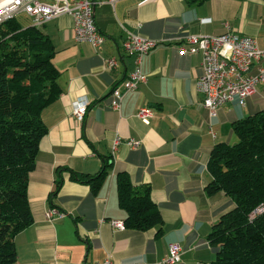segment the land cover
Returning a JSON list of instances; mask_svg holds the SVG:
<instances>
[{
  "label": "crops",
  "instance_id": "crops-1",
  "mask_svg": "<svg viewBox=\"0 0 264 264\" xmlns=\"http://www.w3.org/2000/svg\"><path fill=\"white\" fill-rule=\"evenodd\" d=\"M94 20L105 35L98 46L76 40L71 13L41 26L55 44L64 91L42 112L49 130L29 177L33 222L15 236L17 259L11 264H160L171 242L183 247L178 264H212L217 249L208 235L235 202L224 191L207 192L210 152L217 142L238 140L235 120L264 108V82L245 105L230 101L210 116L198 88L202 54L181 53L179 44L185 33L218 34L229 22L263 45L264 0H97ZM125 28L158 43L142 56L146 80L125 93L118 110L110 104L112 88L137 64V55L124 49ZM112 56L117 64L109 67L106 58ZM80 96L90 100L83 120L72 112ZM143 105L153 110L148 123L137 115ZM131 138L140 143L128 144ZM103 156L113 165L96 193L68 169L58 170L94 173ZM120 171L136 185L150 184L165 222L162 234L157 227L112 223L126 217L118 200ZM59 174L63 182L56 190ZM50 208L64 214L47 218Z\"/></svg>",
  "mask_w": 264,
  "mask_h": 264
},
{
  "label": "trees",
  "instance_id": "trees-1",
  "mask_svg": "<svg viewBox=\"0 0 264 264\" xmlns=\"http://www.w3.org/2000/svg\"><path fill=\"white\" fill-rule=\"evenodd\" d=\"M25 17L30 18L22 13L0 23V264L17 259L15 236L33 222L29 177L36 167L40 141L49 130L42 112L64 91L53 40L30 20L25 23ZM232 126L238 140L217 142L208 160L213 178L207 192L224 191L235 202L208 235L217 249L212 264H264V211L251 216L264 205V108L235 120ZM112 165L111 157L103 156L101 168L94 173L70 167L58 170L68 169L71 178L89 183L96 193ZM62 182L59 174L56 190ZM117 188L126 227L165 231L150 184L136 185L129 173L120 171Z\"/></svg>",
  "mask_w": 264,
  "mask_h": 264
},
{
  "label": "built area",
  "instance_id": "built-area-1",
  "mask_svg": "<svg viewBox=\"0 0 264 264\" xmlns=\"http://www.w3.org/2000/svg\"><path fill=\"white\" fill-rule=\"evenodd\" d=\"M114 1V0H111ZM97 0H54L47 3L42 0H0V23L18 14L26 13L32 24L41 27L46 21L62 13L74 16L75 38L77 41H90L95 46L105 40L94 20V7ZM226 30L222 33H185L183 43L179 44L181 53L202 54V74L198 79V88L203 95V104L210 116H215L220 107L230 101L240 105L247 103L248 97L256 90L257 85L264 82V44L233 28L225 22ZM124 49L137 55L135 68L128 77L117 83L111 91V107L120 109L123 97L128 90L135 89L147 78L142 71V56L149 52L158 39L142 35L125 28ZM106 64L114 67L116 57H107ZM90 100L80 96L72 102V112L79 120H83L88 110ZM137 115L146 123L153 115L149 105L139 108ZM140 140L131 138L128 144L137 146ZM264 211V205L255 208L251 214ZM55 214L63 215L58 208L47 209L45 215L52 218ZM118 227H124V222L113 220ZM183 247L178 242L169 244V253L160 264H178L181 261ZM94 264V263H88Z\"/></svg>",
  "mask_w": 264,
  "mask_h": 264
},
{
  "label": "rangeland",
  "instance_id": "rangeland-1",
  "mask_svg": "<svg viewBox=\"0 0 264 264\" xmlns=\"http://www.w3.org/2000/svg\"><path fill=\"white\" fill-rule=\"evenodd\" d=\"M29 20H30V19H28V18H26V17L23 19V21H24L25 23H28Z\"/></svg>",
  "mask_w": 264,
  "mask_h": 264
}]
</instances>
